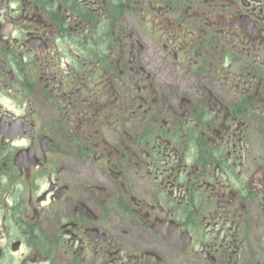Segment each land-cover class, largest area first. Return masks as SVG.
I'll list each match as a JSON object with an SVG mask.
<instances>
[{
	"label": "flooded vegetation",
	"instance_id": "af4514ba",
	"mask_svg": "<svg viewBox=\"0 0 264 264\" xmlns=\"http://www.w3.org/2000/svg\"><path fill=\"white\" fill-rule=\"evenodd\" d=\"M0 264H264V0H0Z\"/></svg>",
	"mask_w": 264,
	"mask_h": 264
}]
</instances>
